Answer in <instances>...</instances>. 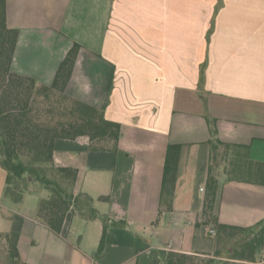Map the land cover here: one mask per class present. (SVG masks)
<instances>
[{
  "label": "crops",
  "instance_id": "crops-1",
  "mask_svg": "<svg viewBox=\"0 0 264 264\" xmlns=\"http://www.w3.org/2000/svg\"><path fill=\"white\" fill-rule=\"evenodd\" d=\"M5 13L18 30L16 74L51 85L80 45L65 93L118 122L120 135L115 148L57 139L54 162L77 168L74 192L126 225L107 228L97 257L100 219L68 212L55 233L37 219L47 191L32 182L21 201L5 196L0 164V264H9L7 232H18L27 264H150L155 249L212 255L219 233L202 212L211 166L212 213L252 227L250 236L262 228L254 264H264V0H6ZM168 144L181 150L172 209L159 212Z\"/></svg>",
  "mask_w": 264,
  "mask_h": 264
},
{
  "label": "trees",
  "instance_id": "trees-1",
  "mask_svg": "<svg viewBox=\"0 0 264 264\" xmlns=\"http://www.w3.org/2000/svg\"><path fill=\"white\" fill-rule=\"evenodd\" d=\"M6 0H0V164L6 170L4 194L21 201L27 186L36 182L46 191L37 206V219L55 233H60L68 212L85 220L100 219L102 233L96 256L104 247L106 230L110 225L125 226V221H114L100 214L93 206L94 199L85 193H75L78 170L54 162V144L57 139L87 136L100 147L111 143L115 148L120 135V124L107 119L98 108L72 98L65 86L80 48L73 43L59 64L51 85L34 78L16 74L11 62L18 30L6 24ZM181 145L168 144L165 152L160 210L172 209ZM217 179L209 168L203 215L218 229L219 249L212 255L200 256L182 252L152 250L150 264H254L256 252L262 245L263 230L250 236L252 227H234L218 223L213 212ZM100 196L99 200H107ZM234 232V233H233ZM8 245L9 264H27L18 251V232L4 234ZM233 236V237H232ZM234 238V240H230ZM205 257L206 259H199Z\"/></svg>",
  "mask_w": 264,
  "mask_h": 264
},
{
  "label": "rangeland",
  "instance_id": "rangeland-1",
  "mask_svg": "<svg viewBox=\"0 0 264 264\" xmlns=\"http://www.w3.org/2000/svg\"><path fill=\"white\" fill-rule=\"evenodd\" d=\"M36 184L40 185L39 183H36ZM199 259H206V258L205 257H199Z\"/></svg>",
  "mask_w": 264,
  "mask_h": 264
},
{
  "label": "built area",
  "instance_id": "built-area-1",
  "mask_svg": "<svg viewBox=\"0 0 264 264\" xmlns=\"http://www.w3.org/2000/svg\"><path fill=\"white\" fill-rule=\"evenodd\" d=\"M210 233H212V234H213V233H214V230H213V229H211V230H210Z\"/></svg>",
  "mask_w": 264,
  "mask_h": 264
}]
</instances>
